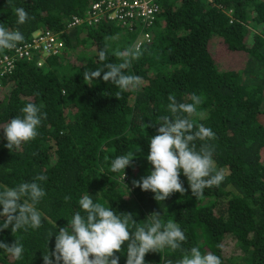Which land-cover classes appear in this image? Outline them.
I'll list each match as a JSON object with an SVG mask.
<instances>
[{
	"label": "trees",
	"instance_id": "1",
	"mask_svg": "<svg viewBox=\"0 0 264 264\" xmlns=\"http://www.w3.org/2000/svg\"><path fill=\"white\" fill-rule=\"evenodd\" d=\"M100 1L0 0V24L19 28L25 37L15 49L0 51V60L10 58L9 65H0V126L30 102L43 104L47 114L37 138L11 152L0 128V191L47 177L41 182L46 196L37 205L43 226L0 230V242L19 239L25 249L19 261L0 249V264H43L46 247L51 251L55 244V233L48 243L47 233L66 226L87 193L118 213H133L138 226L152 212L161 213L163 222L173 218L187 236L183 249L199 247L222 264H264V0H151L158 7L155 17L134 16L129 24L94 16L91 5ZM16 7L28 12L27 23L16 24ZM122 32L131 36L125 49L143 52L128 70L142 77V85L117 100L116 86L101 78L86 81L83 73L102 67L98 52L105 44L107 62H121L114 53L125 50L115 42ZM46 33L60 43L54 51L41 39ZM92 43L96 54H76L80 65L69 59L72 50ZM27 45L28 55L19 54ZM170 94L181 103H191V94L202 97L190 119L215 133L208 143L226 179L193 197L181 175L188 191L156 202L132 181L152 170L148 143L159 125L144 123L158 124L160 116L170 115ZM202 143L196 142L197 149ZM131 152L133 166L122 182L123 173L110 172V164ZM182 254L165 248L146 254L145 261L175 264ZM117 255L125 264L126 253Z\"/></svg>",
	"mask_w": 264,
	"mask_h": 264
},
{
	"label": "clouds",
	"instance_id": "2",
	"mask_svg": "<svg viewBox=\"0 0 264 264\" xmlns=\"http://www.w3.org/2000/svg\"><path fill=\"white\" fill-rule=\"evenodd\" d=\"M15 16L17 25L29 20L28 12L23 7L15 8ZM24 39L19 28L10 30L0 24V51L15 49ZM133 44H136V39ZM109 47L105 44L98 52L102 67L85 71L83 79L92 82L101 78L103 82L113 84L118 89L114 97L119 100L124 92L140 89L142 77L128 70L143 52L130 46L124 51H116L114 55L121 62L112 63L107 62ZM63 95L67 96L68 93L64 92ZM190 99L191 103H181L177 102L174 94H170L167 105L170 115L160 116L158 124L144 123L145 128L159 125L157 134L150 137L148 143L146 160L152 170L139 180H133L132 185L141 191L153 193L156 202H164L175 193L183 196L188 189L193 197H199L205 189L219 187L226 179L224 170L218 168L213 158L215 148L208 143L215 139V133L202 124L195 126L190 119L202 104V97L191 94ZM43 107V104L27 103L21 108V115L0 126L7 141L4 146L10 152L37 138L38 128L47 118V114L42 112ZM197 141H204L199 149ZM134 159V152L117 156L111 161L109 171L122 172L123 182L125 169L133 166ZM181 175L186 177L188 189L184 187ZM46 179L45 175H37L31 182L0 191V217L3 218L0 230L11 226L12 233L19 230L28 232L29 229L37 230L43 226L42 213L37 205L46 196L41 186V182ZM124 185L129 192L128 186ZM64 200L67 202L71 197L65 196ZM78 204L81 211H77L66 226L47 233V243L55 233V244L51 251L46 247L42 256L43 264H119L120 255L117 253L121 252L126 253L125 264H146V254H159L165 248L182 251V258L175 264H222L219 256L212 252L202 254L199 247L183 249L187 236L173 218L163 222L161 213L152 212L147 216V221L138 226L133 213H118L110 205L106 207L94 202L88 193L79 199ZM122 246H125L123 250ZM0 249L13 260L24 259L25 249L19 239L10 245L0 242ZM166 264H173V261L169 259Z\"/></svg>",
	"mask_w": 264,
	"mask_h": 264
},
{
	"label": "built area",
	"instance_id": "3",
	"mask_svg": "<svg viewBox=\"0 0 264 264\" xmlns=\"http://www.w3.org/2000/svg\"><path fill=\"white\" fill-rule=\"evenodd\" d=\"M157 12L158 7L151 0H102L100 2H94L91 5V13L94 16L97 14L105 15L107 19L121 24H129V19L134 16L139 20L150 21L155 17ZM145 38H148V36H145ZM41 39L46 41L47 46L51 47L52 51L60 45L59 42L54 41L53 37L47 33ZM33 42L36 41L33 40ZM28 46L18 48L19 54L23 53L24 55H28ZM9 64L10 58L4 57L0 60V65L2 66Z\"/></svg>",
	"mask_w": 264,
	"mask_h": 264
},
{
	"label": "rangeland",
	"instance_id": "4",
	"mask_svg": "<svg viewBox=\"0 0 264 264\" xmlns=\"http://www.w3.org/2000/svg\"><path fill=\"white\" fill-rule=\"evenodd\" d=\"M120 33V32H119ZM130 34H128V32H122L121 34V37L119 36V39L115 40V42L117 41V45L122 48V49H125V44L127 43V41L130 40ZM81 51H84V53H87L88 55L89 54H96V46L95 44H91L90 46H87V47H83V46H79L78 48L72 50V55L71 53L69 54V59L70 60H73V63L75 65H80L81 64V61L78 57H76V54H78L79 52ZM224 53V52H222ZM234 57H238V56H231V57H228L229 58H234ZM230 64V63H229ZM232 65V64H230ZM202 254H206V250H201Z\"/></svg>",
	"mask_w": 264,
	"mask_h": 264
}]
</instances>
